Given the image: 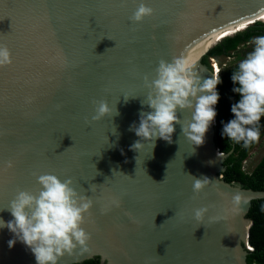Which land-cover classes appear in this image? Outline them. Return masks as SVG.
<instances>
[{
	"label": "water",
	"instance_id": "water-1",
	"mask_svg": "<svg viewBox=\"0 0 264 264\" xmlns=\"http://www.w3.org/2000/svg\"><path fill=\"white\" fill-rule=\"evenodd\" d=\"M261 1L144 0L153 14L132 23L140 0H0V46L11 53L0 67V219H13L7 208L18 190L37 193V176L54 174L93 202L86 250L58 264H246V215L264 191L224 181L228 154L218 157L215 120L200 147L177 124L172 143L157 139L152 150L148 141L136 152L140 138L129 129L151 111L142 105L145 77L155 78L160 60L182 57L201 80L212 78L201 59L231 30L193 55L186 44L233 17H249L244 29L260 21ZM101 100L111 112L93 121ZM189 175L213 182L196 194ZM13 238L0 228V264H36L23 243L9 248Z\"/></svg>",
	"mask_w": 264,
	"mask_h": 264
},
{
	"label": "clouds",
	"instance_id": "clouds-1",
	"mask_svg": "<svg viewBox=\"0 0 264 264\" xmlns=\"http://www.w3.org/2000/svg\"><path fill=\"white\" fill-rule=\"evenodd\" d=\"M152 14L153 9L140 0L130 21L139 23ZM251 43L253 51L239 63L238 70L231 77L233 84L239 85L233 91L241 99L232 105L231 112L235 118L224 125L222 133L233 142H243L245 148L259 142L257 125L264 117V36L255 37ZM211 60L214 62H210L211 69L207 70L212 78L204 80H201L195 66L182 57L170 62L159 61L155 78L149 82L145 77V85L150 91L142 105H147L151 111L141 112L139 125L130 127L129 130L140 138L133 143L131 150L140 152L148 141L153 150L157 139L172 143L177 124L188 142L195 147L204 144L206 133L217 115L215 106L220 96L216 89L222 82L217 62ZM10 64V51L0 46V67ZM178 110L190 111L191 119L181 120ZM95 111L92 120L98 121L109 115L111 109L106 101L101 100L97 102ZM115 115H118L117 111ZM218 157L222 158L223 152H219ZM11 166L9 162L8 167ZM189 176L196 194L213 182L206 176ZM37 183L40 186L37 193L18 190L7 208L13 219L7 223L0 219V228L6 227L14 236L8 241L9 248L19 241L31 250L36 264H58L65 254L72 255L78 247L86 250L91 236L83 225L93 202L76 190L71 178L61 180L46 173L37 176ZM233 199L239 204L238 194ZM206 212L207 208L196 209L194 218L201 221ZM246 250H252L249 243Z\"/></svg>",
	"mask_w": 264,
	"mask_h": 264
},
{
	"label": "trees",
	"instance_id": "trees-1",
	"mask_svg": "<svg viewBox=\"0 0 264 264\" xmlns=\"http://www.w3.org/2000/svg\"><path fill=\"white\" fill-rule=\"evenodd\" d=\"M243 29L242 27L236 30V32L239 31L238 33L231 32L224 36L226 38L222 37L214 43L213 45H216L211 46L212 48L202 58L201 64L210 70V60L214 59L220 65L219 74L222 82L216 89L220 99L215 106L217 115L214 141L220 152L228 154L223 161L225 169L222 178L227 183H235L245 189L264 191V154L252 170L246 171L244 169V162L257 142L245 148L243 142H233L222 134L224 125L235 118L231 112L232 105L238 103L241 97L233 91L239 85L233 84L231 79L233 72L238 70L239 63L222 65L221 59L234 56L240 49L243 52L249 51V46L253 45L252 40L258 36H264V22L256 21ZM257 127L260 131L261 140L264 137V117L261 118ZM246 217L252 221L248 237V243L252 250L247 251L246 264H264V199L252 201ZM76 264L103 263H101L100 258L95 257Z\"/></svg>",
	"mask_w": 264,
	"mask_h": 264
},
{
	"label": "bare ground",
	"instance_id": "bare-ground-1",
	"mask_svg": "<svg viewBox=\"0 0 264 264\" xmlns=\"http://www.w3.org/2000/svg\"><path fill=\"white\" fill-rule=\"evenodd\" d=\"M260 6H261V8H264V1H261L260 2ZM259 14H261L259 16V18H260L259 20H261V21L263 20L264 21V10L261 13H259ZM246 19H247V21L249 19V17L246 16V15H244L243 17H242V15L237 16V17H233L230 20H228V21L220 24L219 26H217V27H215L213 29H210V30H208V31H206V32H204V33H202V34L194 37L193 39H191L190 41H188V43L186 44V46H185V53L187 55H193L196 52H198L201 48H203L207 43H209L216 36H218V35H220V34H222L224 32H227V31L231 30V31H229V32H227V33L219 36L216 40H214L209 45V47H211L214 43H216L219 39H221L225 35H227V34H229L231 32H234V31H236V30L244 27V26H242V24H245L244 21ZM237 27H240V28H237ZM216 70H218L217 69V66H216ZM246 227H248V223H245V228Z\"/></svg>",
	"mask_w": 264,
	"mask_h": 264
},
{
	"label": "rangeland",
	"instance_id": "rangeland-1",
	"mask_svg": "<svg viewBox=\"0 0 264 264\" xmlns=\"http://www.w3.org/2000/svg\"><path fill=\"white\" fill-rule=\"evenodd\" d=\"M261 21V20H260ZM263 21V20H262ZM264 22V21H263ZM252 45V44H251ZM249 51H241V49L234 55V56H230L229 58H223L221 59L222 61V65L223 64H227V65H236L238 63H240L243 59H245L248 54L253 51L254 49V45L249 46ZM211 64H213V60H210ZM218 68L220 69V65L217 62ZM204 67H200L201 71L203 73H205L206 75H208L207 71H205V69H203ZM209 72V71H208ZM264 154V137L259 140V142L256 143V145L254 146V148L251 150V152L249 153V156L247 158V160L244 162V169L246 171H250L252 170L255 165L259 162V160L261 159V157Z\"/></svg>",
	"mask_w": 264,
	"mask_h": 264
}]
</instances>
